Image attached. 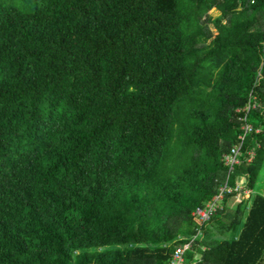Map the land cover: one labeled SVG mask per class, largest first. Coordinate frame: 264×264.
I'll return each mask as SVG.
<instances>
[{
  "label": "trees",
  "instance_id": "trees-1",
  "mask_svg": "<svg viewBox=\"0 0 264 264\" xmlns=\"http://www.w3.org/2000/svg\"><path fill=\"white\" fill-rule=\"evenodd\" d=\"M263 171L264 0H0V264H264Z\"/></svg>",
  "mask_w": 264,
  "mask_h": 264
},
{
  "label": "built area",
  "instance_id": "built-area-1",
  "mask_svg": "<svg viewBox=\"0 0 264 264\" xmlns=\"http://www.w3.org/2000/svg\"><path fill=\"white\" fill-rule=\"evenodd\" d=\"M249 107L250 105L247 104L243 109L248 110ZM246 115L247 114L245 113L243 116L240 117L243 123L241 126V130L244 132L242 135H239L240 142L234 145L231 148L230 152L224 155L225 165H227L231 171L234 169L236 165L241 163L239 157L241 156L242 141L245 137V133H249L251 131V125L247 123ZM248 155L250 156V158H248L247 161H251L250 159L253 158L255 154H253V152H248ZM225 190L226 188L223 187L222 193L214 201H210L205 206V208H198L194 212V215L200 220V222L202 223L208 222L212 214H214L216 210H218V206H219L218 202L223 199V193L225 192ZM227 192L238 193L237 198H240V196L244 194H248L249 197L250 194L249 189L247 190L246 183L239 184L236 189L230 188L227 190ZM192 247H193V242L190 241V243L186 245H181L180 247L176 248L175 254L172 260L170 261V264H200L199 262L189 261L188 257L186 256L187 251L191 250Z\"/></svg>",
  "mask_w": 264,
  "mask_h": 264
},
{
  "label": "rangeland",
  "instance_id": "rangeland-1",
  "mask_svg": "<svg viewBox=\"0 0 264 264\" xmlns=\"http://www.w3.org/2000/svg\"><path fill=\"white\" fill-rule=\"evenodd\" d=\"M211 15L213 16V18H218V17H220L221 15H222V13L218 10V9H214L212 12H211ZM211 27L214 29V31L216 32V33H218V31L216 30V28H215V25H211ZM243 183V181H241V184ZM256 192H258V193H261V194H264V171L263 172H261V175H260V179H259V181H258V183H257V185H256ZM241 197V199L243 198V199H248V194H244V195H242V196H240ZM239 199V198H238ZM232 206L234 205V206H236L237 205V198L236 199H234L233 201H232V204H231Z\"/></svg>",
  "mask_w": 264,
  "mask_h": 264
}]
</instances>
